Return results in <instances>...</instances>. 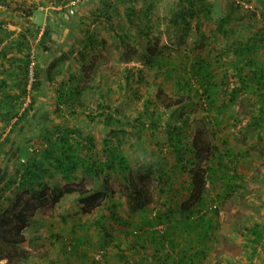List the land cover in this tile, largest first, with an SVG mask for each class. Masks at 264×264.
<instances>
[{"label": "trees", "instance_id": "1", "mask_svg": "<svg viewBox=\"0 0 264 264\" xmlns=\"http://www.w3.org/2000/svg\"><path fill=\"white\" fill-rule=\"evenodd\" d=\"M48 1L55 8L61 5L54 11L59 16L48 18L38 37L42 26L32 22L38 11L36 2L0 0L5 15L13 22L24 24L16 37L7 42L5 38L14 32L3 27L7 23L6 16L0 21V154L6 152L15 130L30 117L38 99L37 91L45 80L59 85L53 111L64 119V123L45 126L39 133L42 146H30L31 155L26 160L20 154L28 150V146L16 157L18 162L8 181L15 186L16 194L8 196L7 185L0 188V261L25 264L29 251L12 252L7 247L20 248L26 242L25 229L34 215L45 205L56 204L65 194L74 192L78 193L82 212L99 207L97 216L91 220L100 233L97 248H94L99 254L90 256L88 250L81 247L90 245V239H86L89 235L68 236L62 244L67 261L110 264L109 246L112 244L116 259L123 264H161L165 261L159 255L162 252L171 261L168 251L173 250L170 242L174 244L176 225L173 211L143 218L135 223L133 230H120L134 221L121 213V203L117 200L110 199L101 208L104 195L112 198L109 188L104 186V192L88 190L83 183L76 182L61 186L49 184L45 178L53 179L60 174L62 180L71 182L82 169L83 173L106 183L109 172H118L127 182L123 195L128 200L130 215L144 210L152 202L145 179L153 173L158 175L156 179L162 191L165 185L172 184L169 179L173 181L178 173L189 177V181L185 175V179L180 180L187 184L184 190L190 191L182 206L184 211L203 204L208 183L244 184L237 165L248 151L235 150L225 137L219 144V134L217 138L215 131L222 138L225 121L239 122L238 110L231 105L239 103V107H243L237 100L246 97L253 103L247 112L249 126L260 127L258 138H264V0L245 13H242L244 3L252 0H225L217 15L211 0H175L166 19L174 39L165 42H161L153 15L156 0H82L84 6L77 9L76 22L82 35L79 45L73 48L77 63L58 67L54 72L50 65L43 73L45 69L37 60L34 79L28 87L33 41L43 51L50 52L53 45H59L55 35L65 28L70 29L66 21L69 13L66 5L70 0ZM244 19L247 20L244 28L250 30L248 34L240 30ZM208 27V35L213 36L215 42L219 38L225 41L217 54L204 50ZM104 32H111L119 39L124 47L122 54L132 51L138 55L142 66L123 69L115 98L114 91L99 83L96 88L100 95L94 111L82 98L84 92L92 88L89 84L82 85V75L86 72L82 66L88 56L105 43ZM149 87L153 89L149 91ZM132 101L142 103L135 116L123 113L120 108L122 102ZM195 111H200L199 118L193 117ZM76 120L94 126L100 124L107 129L99 130L102 135L97 138L74 123ZM207 125L213 127L212 138L206 134ZM129 139L134 140L132 147L138 141L145 152L137 153L139 166L149 165L147 176L139 178L141 182L133 177L131 163L123 150ZM203 206L206 208L205 204ZM210 210L219 212L214 203ZM158 225H164L163 232ZM118 228L125 241H113ZM48 259L46 256L44 260ZM178 259L181 260L172 264H183L180 256Z\"/></svg>", "mask_w": 264, "mask_h": 264}, {"label": "rangeland", "instance_id": "2", "mask_svg": "<svg viewBox=\"0 0 264 264\" xmlns=\"http://www.w3.org/2000/svg\"><path fill=\"white\" fill-rule=\"evenodd\" d=\"M33 2L39 3L41 6H43L40 11L35 13L32 22H36L41 25H45L47 23L48 18L54 16L58 17L56 13H54L55 9H58L59 6L52 5V2H49L48 0H32ZM72 1H75L74 4H71ZM87 0H84L86 2ZM175 0H156L157 6L154 10V18L157 26V30L161 33V42H165L169 40V38L174 39L172 36V31L166 24L167 14L169 13V9L172 6L173 2ZM212 3H214L215 11L214 13L217 15L221 11V6L225 4V0H211ZM258 1V3H257ZM260 0H252L251 3L244 4V7H242V13H245V11H248V8L250 10H253L255 6L259 5ZM47 4L48 6H45ZM54 6V8L52 7ZM84 3L82 0H70L66 7L69 10V13L66 15V21L70 24V29H64L60 30L59 35H55V39L59 41V45L57 50H53L51 52L46 53L37 45V43L33 41L32 47L34 48V52L36 54V59L40 62V64L43 66V64H47L49 61L51 65H53V72L58 67H67V64L75 65L77 63L75 57V51H73V48L75 46H78V39L82 35L80 30L76 28V22L78 20V14L77 9L80 7H83ZM259 12L258 9L256 11ZM3 19L2 17L0 18ZM7 24H10L14 27L13 29L6 30L13 31V34H8L9 36L6 37L5 41L9 42L11 38H15V25L20 26V28L23 29L22 22H13L12 19L8 16L5 17ZM247 20L244 19L241 21L242 24L240 30L244 34H248L250 32L249 29H245L244 26L246 24ZM24 25V24H23ZM64 28V27H62ZM207 32V43L204 47L205 51H209L210 54H217L218 50L223 46L225 41L222 38L218 39V42H215L213 40V36H209L210 33L209 27L206 29ZM61 33L64 36L61 38ZM71 34V35H70ZM105 36V43L100 45L99 48L92 52L88 59L86 60L84 66V75H82V85H90L92 88L87 89L84 92V96L82 97L87 105L91 109L95 111L96 106L98 104V99L100 93L97 92L96 86L101 83L105 85V87L110 88L112 91H114L113 98L117 97V89H118V82L122 79L123 75V69L125 67H141L142 63L141 60L138 58V55L133 53L132 51L128 53V55H124L121 53L122 50H124V47L120 45L119 39L114 36L111 32H104ZM41 35V34H40ZM190 37H193V35H190ZM61 39L65 40V43L69 42L71 45L68 46L67 50L63 51L61 50L65 44H61ZM13 52V51H12ZM70 52V53H69ZM54 53V55H51ZM50 56V57H48ZM36 60V61H37ZM80 64V63H78ZM80 69V66L79 68ZM47 81V80H46ZM147 89V86H146ZM149 91L153 89V87H149ZM54 90V89H52ZM116 90V91H115ZM144 90V89H143ZM54 94V92H52ZM160 103V99H158ZM238 102L241 101L244 106L239 107V103H234L231 105L234 109L238 110L237 115L239 122L229 123L232 122V119L229 121H225L222 128V138H220V133H217L215 131L216 137L219 136L218 143H222L224 140V137L227 138L230 141V145L235 150H246L247 156L240 159V162L238 164V169L241 173V175L244 177V184H251V187L254 190H258L261 192H264V138L259 139L258 134L261 132L260 127H253L249 126V115L247 112L251 110L253 103H251L249 98L242 97L241 100H237ZM141 102L140 101H132L130 103L122 102L120 104V108L122 109V112L128 114L129 116H135L141 109ZM161 104V103H160ZM163 107V106H162ZM200 111H195L193 113V117L199 118L200 117ZM236 114V111L234 112ZM55 120H53L56 124L64 123V119L62 116H59L58 114H54ZM236 116V115H235ZM74 120V119H73ZM77 121V120H76ZM76 123V122H75ZM71 124V123H70ZM77 125H79L83 130L87 131L88 133L92 132L95 135H99L97 133V129L99 130V127L94 126V124H91L84 120H78ZM213 127L207 125L205 127V130L207 131V136L209 138L213 137L212 129ZM107 128H103L102 132L106 130ZM218 138V137H217ZM134 143L133 139H129L124 145L123 150L125 151L126 155L128 156V160L131 163L132 168V174L133 177L138 181L141 182L139 178L145 177L148 174L149 167L148 163H146V167L139 166L137 153L139 154H145L144 150L140 145L138 144V141H136V145L132 147V144ZM144 162V161H143ZM145 163V162H144ZM143 163V164H144ZM146 174V175H145ZM146 181V186L149 188L150 193L152 195V202L153 200H157V197L160 196L162 198L161 203L163 204V207L166 206V203H163L165 200L162 197L163 192H159L157 187L158 184L156 183L155 176H148ZM83 183V182H79ZM111 184H106L107 188H109V193L112 196L118 197L117 200H121L122 204L124 205V202H126L125 207H123V210L126 211V208L128 206V200L123 195L124 192L127 191V182L122 179L121 176H118V174L113 175V179L110 178ZM213 184V183H208ZM9 186V189H7V195L13 196L16 194V188L15 186H10V184H7ZM101 184H95L94 180H88L85 184L83 183V186L85 189H94L96 191L104 192L105 188L100 187ZM62 186V184H61ZM112 191V192H111ZM75 194H78L77 192H74ZM105 194V193H104ZM30 198V196H29ZM111 198H108L106 195L103 196V204L102 207H105L110 201ZM159 200V201H160ZM155 203V201H154ZM79 202V199L76 200L71 199L70 196L65 195L58 203L56 204H48L45 205L39 213L34 215L33 219L29 223L28 227L25 229V236H26V242H24L21 247L16 248L15 246H8L7 248L14 252L17 250L25 249L30 252V256L28 258V261H26L25 264H79L80 261H75L74 263L71 261H67L65 259V255L63 254L62 244L65 240H67V237L74 236H83V235H89L86 239H90V245L86 244L81 246L83 250L87 251L90 256H93L94 254L97 256L99 253H96L98 251L94 250V248H97V241L99 240L100 233L98 229L94 227L91 220H93L97 216L98 208H93L89 212H82L81 211V204ZM161 204V205H162ZM152 206V204H151ZM160 205L156 203L152 206V210L149 212L148 215H146V210L139 211L138 215H129V220L134 221L132 224H128L126 226L120 227V230H133L136 226L135 223H138L137 221L142 220L143 218H151L150 215L153 217L154 214L159 212ZM219 208V206H218ZM255 205H250V208H244L243 211L249 212L252 210H255ZM119 232V228L115 230L114 237L115 239L113 241L119 242V241H125V236H122ZM77 240V239H75ZM73 240V242L75 241ZM77 243V242H75ZM93 243V244H92ZM113 245V244H112ZM112 245L109 246V250L111 252L110 254V264H123L119 260L116 259L114 253L116 252L115 246ZM3 248V246H2ZM48 256V260H44ZM5 262V259L0 262L2 264ZM19 262V261H18ZM53 262V263H50Z\"/></svg>", "mask_w": 264, "mask_h": 264}, {"label": "crops", "instance_id": "3", "mask_svg": "<svg viewBox=\"0 0 264 264\" xmlns=\"http://www.w3.org/2000/svg\"><path fill=\"white\" fill-rule=\"evenodd\" d=\"M37 4L38 13L43 6L39 3ZM45 6L48 5L45 4ZM52 7L54 8V6ZM5 12L4 7L0 6V14H4L0 15V18L6 16ZM15 26L16 36L22 28L17 25ZM22 26L24 28L23 24ZM41 26L38 37L44 29V25ZM3 27L13 29L12 27L14 26L5 23ZM61 40V44H65L61 50L65 51L71 44L69 42L65 43L63 39ZM57 48V45H53L50 52L57 50ZM51 55H54V53ZM50 65L49 61L47 64H43L42 67L45 69L43 73H45L46 68ZM58 86L56 81H44V85L37 91L36 96L38 99L34 103V110L30 114V117L15 130L11 144L6 147V152L0 154V188L9 184L10 176L14 172L18 162L16 157L22 149L28 146V150L24 149L20 154L21 158L26 160L31 155L29 154L31 153L29 151L30 146L37 148L42 146L39 133L45 126L49 127L56 124L53 121L56 119L54 116L56 113L53 110L56 106V89ZM75 122L77 123V121ZM97 127L101 131L104 128L100 124ZM99 130L97 129V133L101 136L102 133ZM96 137L99 138L98 135ZM225 161H227V157ZM76 174L77 179L71 182L62 180L60 174H56L53 179L45 178V181H48L49 184L65 185L81 181L85 184L88 180L92 179L95 184H101L100 187L104 188V186L107 187L106 184H111L110 178L113 179V175L118 174V172H109L106 183L99 178L83 173L82 169H79ZM152 175L155 178L158 177L155 173ZM184 175L178 173V177L173 180L174 183L169 179V183L172 184L165 185V191L161 190V186L156 179V183L158 184L157 189L159 192H163L162 197L165 200L163 203H166V206L163 207L161 203L162 198L158 196L157 200H153L144 209V211L146 210V215H148L152 210V206L158 203L160 205L159 212H174L173 219L176 223L174 225V244L170 242L173 250L169 249L168 251L172 255V259L171 261L168 260L167 256H164L162 252L159 255L162 258L161 260L165 261H161V264H172L173 262L180 261L181 259H178L179 256L182 258L183 264H264V192L254 190L251 184H207L203 200L206 208L202 204L196 205L190 211H184L182 209L183 203L190 196V191L184 190L187 184L180 182L181 179H185ZM118 176L120 175L118 174ZM185 176L187 181H189V177ZM7 188L9 189L8 185ZM172 188H175L177 191L173 192ZM68 196L73 200L78 198V194L75 193H68ZM117 199L118 197L116 196H112L111 198L112 202ZM117 201L122 204L121 200ZM212 203L219 206L218 213L210 210ZM125 205L126 202H124V205H121L120 211L124 216L130 217L128 207L126 211L123 210ZM250 205H255L256 209L249 212L243 211L244 208L249 209ZM138 214V212L134 213V215ZM149 217L153 218L151 215ZM2 264H5V262Z\"/></svg>", "mask_w": 264, "mask_h": 264}, {"label": "built area", "instance_id": "4", "mask_svg": "<svg viewBox=\"0 0 264 264\" xmlns=\"http://www.w3.org/2000/svg\"><path fill=\"white\" fill-rule=\"evenodd\" d=\"M74 3H75V1L71 2V4H74ZM36 60H37L36 59V54H35V52L33 50V54L31 55V62H30V65H29V85H28V87L31 86V83H32V81L34 79V68H35L34 66H35ZM30 150L33 151V148H31ZM158 229L161 232H163L165 227H164V225H158Z\"/></svg>", "mask_w": 264, "mask_h": 264}]
</instances>
